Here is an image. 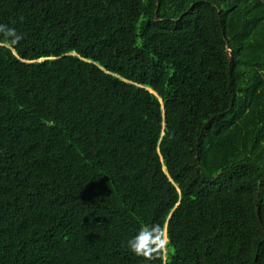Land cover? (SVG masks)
I'll return each instance as SVG.
<instances>
[{
    "label": "trees",
    "instance_id": "obj_1",
    "mask_svg": "<svg viewBox=\"0 0 264 264\" xmlns=\"http://www.w3.org/2000/svg\"><path fill=\"white\" fill-rule=\"evenodd\" d=\"M0 24V264H264V0H0Z\"/></svg>",
    "mask_w": 264,
    "mask_h": 264
},
{
    "label": "clouds",
    "instance_id": "obj_2",
    "mask_svg": "<svg viewBox=\"0 0 264 264\" xmlns=\"http://www.w3.org/2000/svg\"><path fill=\"white\" fill-rule=\"evenodd\" d=\"M0 34L3 36L2 42L9 47L16 45L23 38L22 33L5 24H0ZM168 245L165 229L158 223L142 225L136 234L126 241L128 250L146 261L166 257Z\"/></svg>",
    "mask_w": 264,
    "mask_h": 264
},
{
    "label": "water",
    "instance_id": "obj_3",
    "mask_svg": "<svg viewBox=\"0 0 264 264\" xmlns=\"http://www.w3.org/2000/svg\"><path fill=\"white\" fill-rule=\"evenodd\" d=\"M225 55L229 58V49L227 47L225 48Z\"/></svg>",
    "mask_w": 264,
    "mask_h": 264
}]
</instances>
